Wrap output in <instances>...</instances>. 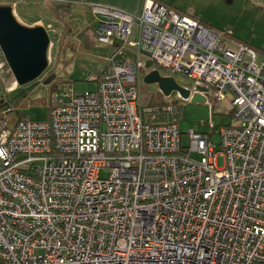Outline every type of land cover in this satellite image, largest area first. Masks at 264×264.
Listing matches in <instances>:
<instances>
[{
  "label": "built area",
  "instance_id": "built-area-1",
  "mask_svg": "<svg viewBox=\"0 0 264 264\" xmlns=\"http://www.w3.org/2000/svg\"><path fill=\"white\" fill-rule=\"evenodd\" d=\"M88 7L112 47L96 88L63 83L43 119L0 110V264H264V56L157 0L138 16ZM147 59L186 74L191 93L231 91L236 122L211 125L219 149L144 123Z\"/></svg>",
  "mask_w": 264,
  "mask_h": 264
},
{
  "label": "rangeland",
  "instance_id": "rangeland-1",
  "mask_svg": "<svg viewBox=\"0 0 264 264\" xmlns=\"http://www.w3.org/2000/svg\"><path fill=\"white\" fill-rule=\"evenodd\" d=\"M67 1L70 0H19L15 4V14L28 24L35 19L42 20L45 25L50 23L51 29H49L48 33L52 39V45L47 69L37 78L23 84H18L15 81L4 56L0 53V100H8L20 113L17 114L16 111H10L9 117L11 119H15L16 116L31 119L46 118L48 113L49 82L44 83V80L52 72L55 73L54 81L58 84L61 81H71L70 83L73 85L75 92L96 88V82L91 81L89 76L97 71V65L105 63V56L112 52V48L107 45H100L95 40H89L86 37V26L89 24V26H93L92 30H95L98 25V19H95L94 14L88 7L77 4L78 0H73V3L69 4H67ZM162 1L179 11H185L190 8L204 13L207 17L212 18L213 22L211 25L218 30H227L230 26L224 24L238 18V15H235V17L234 15L227 16L224 13V7L228 6L237 10L240 7L238 1L230 5L226 0H219V2L218 0ZM207 6H218V8L212 7L217 11L210 12ZM139 14L137 13L136 16ZM254 16L256 15L252 12V9L246 7L244 15L241 17L242 20L238 22V27L236 23H234V27L239 32L246 31L245 34H250L251 32L248 33L250 31L248 28L252 26L253 22L257 23L255 25L256 30H263V33L258 32L260 36L253 35V37L256 36L257 42L264 43V16L259 18L260 20L258 18L253 20ZM251 17L253 18L250 19ZM52 30L55 31V34ZM137 30V25L134 23L128 36L129 40L137 38ZM238 38L241 39L240 37ZM260 43H256L257 46ZM250 44L256 54L255 61L259 63L263 54L254 45L255 43ZM126 48L129 52L136 51V47L133 45L126 44ZM261 48H264V45ZM124 57L128 59V56ZM246 58L250 59V57ZM158 69L161 75H171L179 85L190 86L191 79L186 74L174 72L170 68L165 67H158ZM143 75L144 73L140 74L141 103L143 105L147 104L149 95H154L153 98L155 99L163 98L164 96L161 97V92L158 93L157 85L155 83H145ZM203 95L205 96L204 102H191L189 99L185 100L182 98L175 99L179 103L177 125L182 133L181 139L183 144L188 143L187 132L189 130L209 133L211 141L216 145V149H219V137L216 131H213L211 125L214 124L219 127L236 122L233 113L234 107L231 104L232 94L230 90H226L223 93V97H219V94L209 87L203 92ZM175 96L176 92L173 91L171 97L168 96L166 99L169 100ZM191 156L198 159L200 154L193 151ZM216 164L219 167L224 164L223 157L219 153L216 157Z\"/></svg>",
  "mask_w": 264,
  "mask_h": 264
},
{
  "label": "water",
  "instance_id": "water-1",
  "mask_svg": "<svg viewBox=\"0 0 264 264\" xmlns=\"http://www.w3.org/2000/svg\"><path fill=\"white\" fill-rule=\"evenodd\" d=\"M51 38L46 28L38 23L27 24L15 14L10 4H0V50L18 84L31 81L42 74L50 61ZM152 60L147 59L145 66L150 68ZM55 73H50L44 80H53ZM145 83H155L164 97L173 91L191 102H204V86H197V91L179 85L171 75H161L157 68H152L143 75Z\"/></svg>",
  "mask_w": 264,
  "mask_h": 264
},
{
  "label": "crops",
  "instance_id": "crops-1",
  "mask_svg": "<svg viewBox=\"0 0 264 264\" xmlns=\"http://www.w3.org/2000/svg\"><path fill=\"white\" fill-rule=\"evenodd\" d=\"M144 1L145 0H78L77 4H80V5L85 6L87 8L89 3L95 2V3L104 4V5H109V6H112V7H117L119 9H122L124 11H127L129 13H132V14L136 15L137 13L141 12ZM157 1H159L161 3H165L162 0H157ZM236 1L239 2V6H240L239 9L238 10L236 8L232 9L231 7L227 6V7H224V13L227 16L234 15V17H235V15H238V18L237 19H232L230 21V23L226 22V24H224V25L230 26V28L227 29L228 32L232 33L233 35H237L241 39L247 41L249 44L250 43H255L254 45L257 46L256 43H260V42H257L256 36L253 37V35H257V37H258V36H260V34L258 32L263 33V30L262 31H257L256 30V26L255 25L257 23L253 22L252 26L250 28H248L250 30V31H248V33L251 32L250 34H245L246 31L239 32L238 29H236L234 27V23H236L237 27H238V22L242 20L241 17L244 15L246 7L249 8V9H252V12H254L255 15H256V16H254V18L251 17L250 19L253 18V20H256L257 18L259 19L262 16H264V0H226V2L229 3L230 5H232V3L236 2ZM218 2H219V0H218ZM69 3H73V0L67 1V4H69ZM208 7H209V11L210 12L217 11V10H214L212 7H217L218 8V6H207V8ZM235 11H236V13L234 14ZM180 12H184V13H187L189 15H192L193 17H195V18H197L199 20H202L205 24H207L209 26H212L211 25L212 22H213V20H211L212 18L207 17L202 12H199V11L197 12L196 9L193 10V9L188 8L187 10L180 11ZM249 13H251V12H249ZM232 21H234V22H232ZM38 23H41V22L38 21ZM41 24H44V23L42 22ZM212 27L214 28V26H212ZM92 28H93V26H89V24L86 26V28H85V30L87 31L86 37L89 40H93L94 41L95 40V34H94V30H92ZM260 38L263 40L262 37H260ZM263 45H264V43L261 42L259 44V46H257L258 49H260V51L262 52V54H263L262 56H264V48H261V47H263ZM100 68H101V64L97 65L96 70L99 71Z\"/></svg>",
  "mask_w": 264,
  "mask_h": 264
},
{
  "label": "trees",
  "instance_id": "trees-1",
  "mask_svg": "<svg viewBox=\"0 0 264 264\" xmlns=\"http://www.w3.org/2000/svg\"><path fill=\"white\" fill-rule=\"evenodd\" d=\"M165 4V3H164ZM167 5V4H166ZM170 8H173L169 5H167ZM175 9V8H174ZM177 10V9H175ZM179 11V10H177ZM180 12V11H179ZM184 13V12H181ZM187 14V13H185ZM199 20V19H198ZM200 22H202L203 24H205L202 20H199ZM206 26L218 31L221 33L222 37L227 38H233L235 40H238L244 44H246L247 46H249L251 49L252 45H250L247 41L245 40H241L239 39L237 36L233 35L232 33L228 32L227 30H218L217 28H213L212 26H209L207 24H205ZM55 79L51 80L48 83L49 86V94H48V109H49V105L51 103V96L54 92H59L61 91V85L63 83H70L71 81H61L59 84L57 82L54 81ZM139 91H141V87L139 84ZM142 92V91H141ZM160 93V92H158ZM161 94V93H160ZM159 95V94H157ZM154 95H149V100L147 102V104H145L141 109V115H142V119L144 121V123L146 124H150V125H157V124H166V123H171V122H176L177 123V117L179 114V103L174 99L172 101L166 99V98H159V99H155L153 98ZM163 95L161 94V97ZM170 105V109L166 110L164 107L166 105ZM5 110L6 113L9 116V112L10 111H16L17 114H20L18 109H16L15 107H13L10 102L8 100L5 99H1L0 100V110ZM25 117L23 116H16V118L14 120H20L23 119ZM231 124V123H229Z\"/></svg>",
  "mask_w": 264,
  "mask_h": 264
},
{
  "label": "flooded vegetation",
  "instance_id": "flooded-vegetation-1",
  "mask_svg": "<svg viewBox=\"0 0 264 264\" xmlns=\"http://www.w3.org/2000/svg\"><path fill=\"white\" fill-rule=\"evenodd\" d=\"M0 4H9L8 2H0ZM11 5V4H10ZM14 7H15V5H14ZM13 7V8H14ZM15 9V8H14ZM14 12H15V10H14ZM20 19V18H19ZM21 20V19H20ZM22 22H24V23H27V22H25V21H23V20H21ZM38 21H40L41 23L43 22L42 20H40V19H35V20H33L32 22H30V24L31 23H35V22H38ZM40 23V24H41ZM28 24V23H27ZM46 29H47V32H49L50 30L49 29H51V25H50V23H48L47 25H45V24H42ZM48 25H50V27H48ZM53 31V30H52ZM51 31V32H52ZM53 33L55 34V31H53ZM49 34V33H48ZM51 38V37H50ZM56 38V37H55ZM152 68H157L158 69V67L156 66V65H154L153 63H152V65H151V67L150 68H147L145 65H142V66H140V68L138 69V72H139V74H141V73H146L147 72V70H150V69H152ZM159 70V69H158ZM169 97H171V95L169 96ZM176 98H179V97H177V94H176V96L174 97V98H170V99H172V100H174V99H176ZM169 99V100H170Z\"/></svg>",
  "mask_w": 264,
  "mask_h": 264
},
{
  "label": "clouds",
  "instance_id": "clouds-1",
  "mask_svg": "<svg viewBox=\"0 0 264 264\" xmlns=\"http://www.w3.org/2000/svg\"><path fill=\"white\" fill-rule=\"evenodd\" d=\"M52 40V39H51ZM147 71H149V70H147ZM166 98V97H165Z\"/></svg>",
  "mask_w": 264,
  "mask_h": 264
},
{
  "label": "bare ground",
  "instance_id": "bare-ground-1",
  "mask_svg": "<svg viewBox=\"0 0 264 264\" xmlns=\"http://www.w3.org/2000/svg\"><path fill=\"white\" fill-rule=\"evenodd\" d=\"M50 49H51V47H50Z\"/></svg>",
  "mask_w": 264,
  "mask_h": 264
}]
</instances>
